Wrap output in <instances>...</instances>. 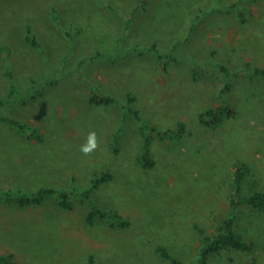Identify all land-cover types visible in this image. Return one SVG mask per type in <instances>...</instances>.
<instances>
[{"label":"rangeland","instance_id":"374dc122","mask_svg":"<svg viewBox=\"0 0 264 264\" xmlns=\"http://www.w3.org/2000/svg\"><path fill=\"white\" fill-rule=\"evenodd\" d=\"M255 69L264 70V0H0V116L42 136L0 121V191L67 190L71 203L61 208L57 193L25 207L0 197V255L172 264L157 253L163 246L195 264L204 235L233 213L234 231L255 249L222 250L209 264H264V211L231 204L237 168L248 170L241 196L264 192V77ZM93 94L114 102L93 104ZM129 108L151 127L182 131L142 132ZM211 108L220 121L204 125ZM89 131L100 146L85 156ZM145 135L151 168L139 161ZM101 173L110 179L85 195ZM94 205L128 225L88 223Z\"/></svg>","mask_w":264,"mask_h":264},{"label":"trees","instance_id":"16d2710c","mask_svg":"<svg viewBox=\"0 0 264 264\" xmlns=\"http://www.w3.org/2000/svg\"><path fill=\"white\" fill-rule=\"evenodd\" d=\"M26 41L28 44L32 46H38L37 41L31 34L30 30L27 29L26 34ZM220 69L223 72H226V69L220 66ZM253 74L255 76L264 77V70L262 69H255L253 70ZM9 98H17L19 91L18 87L16 86L15 82L11 75H9ZM34 87V86H33ZM32 87V88H33ZM227 87V86H226ZM89 101L93 104H104L108 105L114 102V98L109 95L104 94H93ZM132 101L130 98L129 102ZM128 102V103H129ZM130 113L135 117L138 121L139 127L142 132H155L158 136L167 137L169 133L171 136L174 137L180 135L182 131V125L178 126V131H169V130H159L157 128L151 127L140 115L139 112L135 109L129 108ZM218 108H211L206 110L205 112L201 113L199 116V121L204 125H214L220 121V115L218 113ZM223 112L227 115H231V111L227 106L223 107ZM0 121L7 124L9 127L14 129L21 135L28 136L34 138L37 141H42V136L40 133L35 129L27 124H24L16 119H13L9 116H0ZM149 146H150V138L145 135L144 141V148L143 152L139 157L140 163L146 167L151 168L154 165V161L151 159L149 155ZM247 168L241 167L235 169L234 177H233V191H234V198L231 200L232 206L237 204L236 200L241 201L242 203L251 206L254 209L264 211V192L257 191L248 196H241L240 192L242 189V184L244 178L247 174ZM110 175L101 173L96 175L91 180V187L89 190L85 192V195H88V192L96 189L99 184L104 183L110 179ZM54 193L58 194L59 205L63 209H69L71 207V203L69 200V191L67 190H60L56 191L52 188H40L32 192H23L20 189L15 191H0V197L8 202H14L19 207H25L28 205H38L42 203V201L49 195ZM233 218L234 214L231 213L228 215L220 224L215 228L214 232L210 235H204L201 247L196 257L195 264H209L211 257L218 254L222 250H233L239 252H252L255 249L254 242L245 239L242 235L234 231L233 225ZM94 219H102L112 222V224L125 227L128 225V222L121 218L115 212L105 211L97 206H92L90 213L88 214L87 221L91 223ZM157 253L160 257L167 259L172 264H187L182 262L181 260L174 257L169 251H167L163 246H157L156 248ZM0 264H14L11 262L10 257L6 255H0Z\"/></svg>","mask_w":264,"mask_h":264},{"label":"clouds","instance_id":"9594fccd","mask_svg":"<svg viewBox=\"0 0 264 264\" xmlns=\"http://www.w3.org/2000/svg\"><path fill=\"white\" fill-rule=\"evenodd\" d=\"M100 146V141L97 137V133L95 131H89L86 141L84 144L80 146L79 151L85 155L89 156L91 155L94 151H96Z\"/></svg>","mask_w":264,"mask_h":264}]
</instances>
